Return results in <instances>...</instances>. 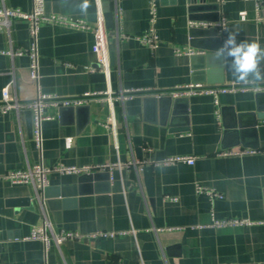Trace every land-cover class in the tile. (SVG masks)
I'll return each mask as SVG.
<instances>
[{
  "label": "crops",
  "instance_id": "obj_1",
  "mask_svg": "<svg viewBox=\"0 0 264 264\" xmlns=\"http://www.w3.org/2000/svg\"><path fill=\"white\" fill-rule=\"evenodd\" d=\"M99 1L102 15H113L112 28L105 27L107 72L92 52L96 0H90L87 14L79 10L82 0H44L47 15L84 21L88 29L41 25L37 85L28 80L26 55L2 54L29 46L27 22L14 18L9 31L0 30V99L11 82L10 95L19 101L34 99L37 91L62 98L103 93L80 109L46 108L50 119L42 124L41 150L34 144L27 111L0 114V177L36 164L122 165L120 171L82 174H100L91 179L51 172L40 197L30 185L0 178V264H264V90L222 93L216 99L195 95L171 105L159 104L160 97L148 93L195 83L237 85L215 51L229 32H239L238 42L256 41L264 47V22L256 21L254 2L155 0L152 22L150 0ZM3 6L29 13L32 2L0 0ZM196 6L204 19H215L218 13L216 22L201 21L211 25L207 29L224 19L226 30L189 38L190 7ZM242 12L245 21L240 20ZM152 27L154 50L138 40ZM188 49L203 54L174 53ZM132 90L146 92L117 98ZM108 92L110 102L104 95ZM229 150L254 153L220 155ZM179 156L193 157L194 165L149 164ZM146 167L152 169L144 175ZM195 184L222 198L210 201L197 195ZM43 214L53 231L82 237L51 244L46 253L41 242L20 240L41 223ZM211 217L255 224L215 228ZM98 231L113 237H89Z\"/></svg>",
  "mask_w": 264,
  "mask_h": 264
},
{
  "label": "built area",
  "instance_id": "obj_2",
  "mask_svg": "<svg viewBox=\"0 0 264 264\" xmlns=\"http://www.w3.org/2000/svg\"><path fill=\"white\" fill-rule=\"evenodd\" d=\"M244 1H253L255 4V11L257 14L256 21L264 22L263 19L259 16V11L261 8L260 0H244ZM32 9L29 13L21 12L19 10H13L3 7H0V30L9 31L11 20L14 18L22 19L27 22L28 26V37L30 40V44L26 49H18L16 51H7L2 52L3 55L9 56H22L26 55L29 59L28 66V80L31 84L38 83L39 80V63H38V33L41 25L43 24H51V25H61L68 27L72 30H87L88 26L84 21H73L68 20L63 17L49 16L45 13L44 0H31ZM98 5L97 12V22L96 27L94 29V45L92 47V52L97 57L98 65L102 66V71L107 72V59H106V36H105V25L103 20V15L101 11L100 1L96 0ZM155 0H150L149 9L152 15V22L154 21L155 15ZM218 3L223 2V0H217ZM240 20L245 21L246 16L242 12L240 13ZM190 27L207 29L211 27L209 23L199 22V21H190ZM215 28L219 30V32H224L227 27V22L222 19L218 23L214 25ZM143 45L148 46L150 49L154 50L157 48V37L154 28L152 27L147 34L138 39ZM175 55L178 56H194L203 54L202 52H195L191 49L188 50H175ZM12 86V82L9 83L2 89L1 99H0V114H7L9 111H15L16 113L29 111L31 114V124H32V138L34 144L38 150L42 148V124L46 120H49L50 117L44 115V111L48 107H53L55 109L68 108V107H78L87 103L91 99H98L103 96V93H85L78 97L71 98H62L56 95L43 94L40 91H37L36 97L30 101H19L13 98L10 95V87ZM251 88H245L238 85H228V86H209L201 83H195L185 86H178L172 90H168L165 92H153L148 91L149 94L155 97L167 96L172 99L179 98H188L190 96L195 95H210L214 99H216L218 94L222 93H230L235 91H247ZM258 91L257 89H254ZM146 91H124L120 93L117 98L124 100L130 99L134 95L138 93H142ZM108 97V101L112 100V94L110 92L104 93ZM113 126V125H111ZM109 128V126H107ZM71 143V139L66 140V145L69 146ZM254 151L251 150H229L220 153L221 156H232V155H245V154H253ZM195 159L193 157L188 156H179V157H169L162 159L160 161H154L149 163L152 166H170L177 163H184L189 166L194 165ZM117 169L120 171L122 169V165L120 163L116 164H105L98 165L94 167H82L77 168L73 166H57L53 168H46L42 164H36L31 167H28L24 170L18 171H9L2 175L0 178L7 181L12 185H30L35 191L37 197H40L44 190L48 186L47 176L51 172H56L59 174H74V175H82L85 173H90L93 171H107L112 172V170ZM195 193L197 195H203L207 197L210 201L221 199L222 196L216 193L212 189H207L199 184H195ZM255 223L240 218H232V219H224L218 220L214 217H211V226L215 228H234V227H247L251 226ZM82 236L71 233V232H55L52 229L50 222L47 217L43 214L41 223L35 227H33L27 237H24L20 240H34L42 243L44 247V251L48 250L51 244L60 245L64 241L68 239H80ZM89 237L92 238H111L113 237V233H104V232H96ZM46 264V263H45ZM142 264V263H140Z\"/></svg>",
  "mask_w": 264,
  "mask_h": 264
},
{
  "label": "clouds",
  "instance_id": "obj_3",
  "mask_svg": "<svg viewBox=\"0 0 264 264\" xmlns=\"http://www.w3.org/2000/svg\"><path fill=\"white\" fill-rule=\"evenodd\" d=\"M90 0H82L79 10L87 14ZM239 32H229L215 51L221 66L227 65L235 84L245 88L264 90V47L256 41L237 40Z\"/></svg>",
  "mask_w": 264,
  "mask_h": 264
},
{
  "label": "water",
  "instance_id": "obj_4",
  "mask_svg": "<svg viewBox=\"0 0 264 264\" xmlns=\"http://www.w3.org/2000/svg\"><path fill=\"white\" fill-rule=\"evenodd\" d=\"M216 8H218V5H216ZM214 6V7H215ZM190 15H189V20L191 21H206V20H210L211 22H216L218 21L219 19V16H218V13H216V17L215 19H204L205 17H202L200 16L199 14H196V11H199L200 8L199 7H190ZM104 20H105V27L106 29H109V28H112V21H113V15L111 12H108V13H105L104 14ZM216 33V29L215 28H212V29H202V28H196V27H190L188 29V35H189V38L191 39H195V38H198V37H201L203 35H206V34H209V33ZM192 45L193 46H200L197 44V41H192ZM99 66V65H98ZM98 66H96L97 68H99ZM103 75V74H101ZM210 82V81H208ZM218 83H222V81L219 79V81H216ZM181 101H185L183 98H179V99H175V100H172V98L170 97H167V96H163V97H160L159 99H157V102L160 104V103H166V105H171L172 103L176 104V103H179ZM168 107V106H167ZM82 108V106H78V107H68V108H61V110H71V109H80ZM27 114L30 116V119H31V114L29 111H27ZM30 127H32V124L30 125ZM32 131V128L31 130ZM151 169L150 167H146L143 169V174L144 175H147L149 173H151ZM100 174H93V175H81L82 179H91V178H95V177H98ZM105 175H107V173H105Z\"/></svg>",
  "mask_w": 264,
  "mask_h": 264
}]
</instances>
